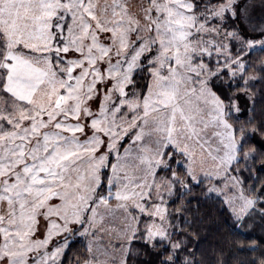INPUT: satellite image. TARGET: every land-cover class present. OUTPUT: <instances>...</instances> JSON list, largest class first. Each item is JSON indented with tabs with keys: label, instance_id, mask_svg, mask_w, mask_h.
<instances>
[{
	"label": "snow or ice",
	"instance_id": "1",
	"mask_svg": "<svg viewBox=\"0 0 264 264\" xmlns=\"http://www.w3.org/2000/svg\"><path fill=\"white\" fill-rule=\"evenodd\" d=\"M257 219L264 0H0V264H264Z\"/></svg>",
	"mask_w": 264,
	"mask_h": 264
},
{
	"label": "trees",
	"instance_id": "2",
	"mask_svg": "<svg viewBox=\"0 0 264 264\" xmlns=\"http://www.w3.org/2000/svg\"><path fill=\"white\" fill-rule=\"evenodd\" d=\"M206 232L200 233L205 238V243L201 246V251L206 259L211 261L212 257L209 255L213 250L224 255L227 264H251L252 254L241 253L237 251L238 237L231 233L226 226L220 224H205ZM245 230H248L245 227ZM251 232L256 236H264V222L259 219L252 224ZM249 242L244 241L243 246L248 247ZM264 250V249H262ZM258 255V253L256 254Z\"/></svg>",
	"mask_w": 264,
	"mask_h": 264
},
{
	"label": "rangeland",
	"instance_id": "3",
	"mask_svg": "<svg viewBox=\"0 0 264 264\" xmlns=\"http://www.w3.org/2000/svg\"><path fill=\"white\" fill-rule=\"evenodd\" d=\"M213 103H215V101H213ZM206 107H210V105H206ZM199 114V113H198ZM146 151H148V150H146ZM161 214H162V210H161Z\"/></svg>",
	"mask_w": 264,
	"mask_h": 264
}]
</instances>
